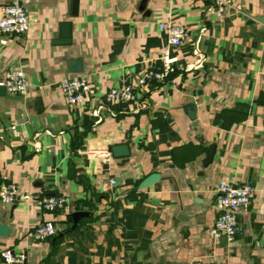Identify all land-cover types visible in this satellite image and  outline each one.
<instances>
[{
	"label": "crops",
	"instance_id": "0c3cea01",
	"mask_svg": "<svg viewBox=\"0 0 264 264\" xmlns=\"http://www.w3.org/2000/svg\"><path fill=\"white\" fill-rule=\"evenodd\" d=\"M15 1L31 26L0 35V79L19 69L27 90L0 96V186L24 197L0 201V253H22L24 264H264V0H232L223 16L213 0H77L74 15L73 0L0 6ZM163 21L189 36L170 46ZM66 22L69 42L57 43ZM164 51L173 72L138 85ZM79 75L89 90L66 104L60 83ZM128 84L133 102L107 97ZM116 145L128 154L113 157ZM151 173L159 180L139 188ZM220 182L255 187L232 242L210 231ZM52 195L66 204L46 211L40 201ZM77 210L89 215L71 228ZM45 221L53 236H27Z\"/></svg>",
	"mask_w": 264,
	"mask_h": 264
},
{
	"label": "built area",
	"instance_id": "2783aa9c",
	"mask_svg": "<svg viewBox=\"0 0 264 264\" xmlns=\"http://www.w3.org/2000/svg\"><path fill=\"white\" fill-rule=\"evenodd\" d=\"M232 0H213L215 10L219 16H223ZM31 23L24 5L15 1L0 6V35L2 34H25L30 29ZM160 30L166 32L170 46H179L188 36L189 31L182 25H175L169 21L158 24ZM173 72L170 65L169 52L162 54V68L159 70H146L137 80V84H145L155 81L162 83L169 74ZM0 85L5 87L8 94H24L27 90V81L24 73L19 69L8 70L0 79ZM60 90L66 104H79L83 101L89 90L88 78L85 75L66 78L60 83ZM107 97L111 100L130 101L136 98V87L133 85H122L112 87L107 91ZM89 154H101L105 157L110 153L107 151L95 152L90 150ZM113 184L114 181L111 180ZM264 192V186H263ZM214 206L218 212L212 228L214 237H222L226 242H232L238 233V214L246 211L255 193V187L250 183L243 185H232L220 182L215 189ZM24 196L19 192L15 183L4 182L0 186V201L13 204ZM66 204V198L62 195H52L40 201V205L46 211H54ZM56 233L55 226L51 221H45L27 232L29 238L43 240ZM1 264H24L22 253H15L10 249L0 253ZM225 264V263H220Z\"/></svg>",
	"mask_w": 264,
	"mask_h": 264
},
{
	"label": "water",
	"instance_id": "95a60500",
	"mask_svg": "<svg viewBox=\"0 0 264 264\" xmlns=\"http://www.w3.org/2000/svg\"><path fill=\"white\" fill-rule=\"evenodd\" d=\"M77 10V0L72 1V8H71V14H76ZM262 20V19H261ZM60 36L61 40H58L57 43H68L69 42V36H70V25L69 22H66L61 25L60 27ZM68 70L70 72H80L81 66L80 62L77 60H70L68 62ZM6 95V90L3 85H0V96ZM184 111L187 115V117L191 120H195V108L193 104L187 103L184 105ZM109 151L113 157H122L126 156L128 154V148L125 145H116L109 148ZM213 146L211 145L209 148L206 149L207 154V160L209 161L212 156ZM159 180V175L157 173H151L147 177H145L139 184V188H145L151 185L152 183ZM89 215V212L83 211V210H77L69 214L70 221H71V228H74L79 220L83 217H87ZM7 231V227H5L3 224L0 223V234L5 235Z\"/></svg>",
	"mask_w": 264,
	"mask_h": 264
}]
</instances>
